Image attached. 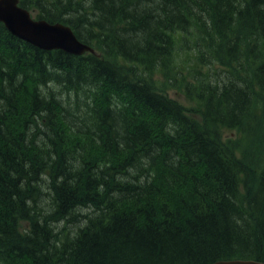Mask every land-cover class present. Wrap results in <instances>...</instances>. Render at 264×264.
I'll list each match as a JSON object with an SVG mask.
<instances>
[{
  "label": "trees",
  "instance_id": "obj_1",
  "mask_svg": "<svg viewBox=\"0 0 264 264\" xmlns=\"http://www.w3.org/2000/svg\"><path fill=\"white\" fill-rule=\"evenodd\" d=\"M19 2L96 53L0 23V264L264 262V0ZM190 44L203 123L145 77Z\"/></svg>",
  "mask_w": 264,
  "mask_h": 264
},
{
  "label": "water",
  "instance_id": "obj_2",
  "mask_svg": "<svg viewBox=\"0 0 264 264\" xmlns=\"http://www.w3.org/2000/svg\"><path fill=\"white\" fill-rule=\"evenodd\" d=\"M0 22L13 36L45 50H61L72 55L93 53V49L80 42L72 30L59 22L48 23L34 20L27 9L18 5V0H0ZM213 264H264L254 260L217 261Z\"/></svg>",
  "mask_w": 264,
  "mask_h": 264
},
{
  "label": "rangeland",
  "instance_id": "obj_3",
  "mask_svg": "<svg viewBox=\"0 0 264 264\" xmlns=\"http://www.w3.org/2000/svg\"><path fill=\"white\" fill-rule=\"evenodd\" d=\"M180 51L182 53L176 50L173 61L168 60L166 67H160V70L155 68L153 69L155 72L147 73L145 77L154 87L161 89L168 98L179 103L188 114L203 123L202 109H199L191 97L187 96L186 88L196 84L195 78L203 79L206 74L205 64L199 59L197 49L191 44L187 48L181 47ZM215 68H221V65L217 64ZM51 91L57 92L53 89ZM253 112L264 122V109L261 106H254ZM221 137L222 140H226L235 139L237 136L233 131L224 129Z\"/></svg>",
  "mask_w": 264,
  "mask_h": 264
},
{
  "label": "bare ground",
  "instance_id": "obj_4",
  "mask_svg": "<svg viewBox=\"0 0 264 264\" xmlns=\"http://www.w3.org/2000/svg\"><path fill=\"white\" fill-rule=\"evenodd\" d=\"M61 221V220H60Z\"/></svg>",
  "mask_w": 264,
  "mask_h": 264
}]
</instances>
